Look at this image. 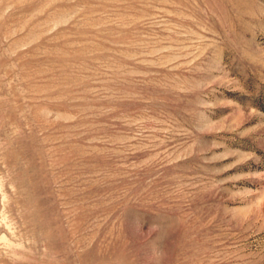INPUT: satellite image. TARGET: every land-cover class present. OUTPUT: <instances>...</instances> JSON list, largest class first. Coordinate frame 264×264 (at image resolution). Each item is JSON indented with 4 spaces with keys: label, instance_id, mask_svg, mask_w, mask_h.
Instances as JSON below:
<instances>
[{
    "label": "rangeland",
    "instance_id": "rangeland-1",
    "mask_svg": "<svg viewBox=\"0 0 264 264\" xmlns=\"http://www.w3.org/2000/svg\"><path fill=\"white\" fill-rule=\"evenodd\" d=\"M0 264H264V0H0Z\"/></svg>",
    "mask_w": 264,
    "mask_h": 264
}]
</instances>
